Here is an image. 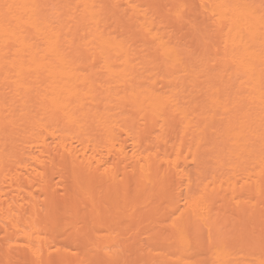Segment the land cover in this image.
<instances>
[{
	"label": "bare ground",
	"instance_id": "obj_1",
	"mask_svg": "<svg viewBox=\"0 0 264 264\" xmlns=\"http://www.w3.org/2000/svg\"><path fill=\"white\" fill-rule=\"evenodd\" d=\"M0 264H264V0H0Z\"/></svg>",
	"mask_w": 264,
	"mask_h": 264
}]
</instances>
